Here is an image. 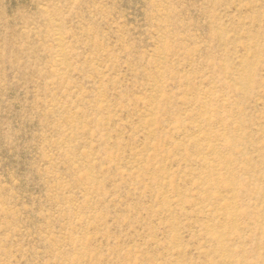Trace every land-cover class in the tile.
<instances>
[{"label":"rangeland","instance_id":"374dc122","mask_svg":"<svg viewBox=\"0 0 264 264\" xmlns=\"http://www.w3.org/2000/svg\"><path fill=\"white\" fill-rule=\"evenodd\" d=\"M0 264H264V0H0Z\"/></svg>","mask_w":264,"mask_h":264}]
</instances>
